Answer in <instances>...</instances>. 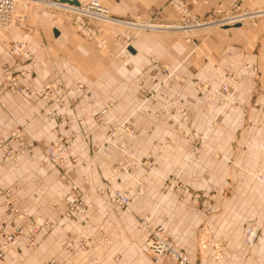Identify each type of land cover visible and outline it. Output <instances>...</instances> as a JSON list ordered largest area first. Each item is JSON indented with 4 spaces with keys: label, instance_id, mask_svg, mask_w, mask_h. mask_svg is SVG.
I'll list each match as a JSON object with an SVG mask.
<instances>
[{
    "label": "crops",
    "instance_id": "1",
    "mask_svg": "<svg viewBox=\"0 0 264 264\" xmlns=\"http://www.w3.org/2000/svg\"><path fill=\"white\" fill-rule=\"evenodd\" d=\"M99 1L117 20L95 22L104 47L79 34L60 8H33L24 24L0 27V87L16 75L28 88L26 93L5 92L0 105L2 136L24 128L23 136L9 142L18 150L17 163L0 152V189L17 187L13 196L19 208L28 217L41 216L55 225L42 226L30 255L12 246L0 264L54 258L61 264L91 259L98 264H153L139 222L142 216L165 228L187 252L189 264H264V183L249 173H264V18L256 26L184 30L177 27L182 17L169 0ZM184 2L200 19L227 7L226 0ZM241 2L250 9L264 8V0ZM23 6L18 3V15ZM22 38L28 48L18 61L10 48ZM127 44L135 51L127 46L129 52H123ZM161 64L172 75L157 85L155 79L166 78ZM225 71L237 78L232 106L222 113L217 105L204 112L206 95L197 84L215 86ZM55 79L67 88L65 103L46 107L39 90ZM176 121L205 134L198 154L191 156L188 141L174 132ZM116 124H127L129 131L110 136ZM73 133L62 166L44 164V150ZM146 161L154 162V170ZM62 174L80 187L85 215H65L70 187ZM173 176L197 190L220 193L230 185L232 191L213 198L220 211L209 218L188 199L163 193L165 179ZM142 177L147 178L144 191L125 208L101 193L106 184L135 189ZM15 218L0 214L5 222ZM251 222L262 225L253 245L244 239ZM201 225L206 226L207 241L202 249L197 243ZM79 232L88 236V246L78 242L68 249L66 244Z\"/></svg>",
    "mask_w": 264,
    "mask_h": 264
},
{
    "label": "built area",
    "instance_id": "2",
    "mask_svg": "<svg viewBox=\"0 0 264 264\" xmlns=\"http://www.w3.org/2000/svg\"><path fill=\"white\" fill-rule=\"evenodd\" d=\"M20 1H24L26 6L34 4L32 0H0V27L4 29H11L19 24L22 20L18 17L17 5ZM44 5L54 6L58 4L57 0H44ZM169 3L181 14L182 23L177 26L184 30L200 28V27H223L225 25L234 23H247L251 25H257L258 20L264 18V8L262 9H250L244 6L241 0H227V7L223 9L218 7L212 10L208 16L204 19L197 18L193 16L184 2V0H169ZM57 7V6H54ZM108 10L100 4L97 0H92L90 4L84 5L81 12H75L77 16V24L82 29V32L89 36L90 38L97 37V30L94 29L93 23L96 21H113V19L107 13ZM86 17L85 19H80V17ZM27 48L26 42H13L11 44V52L15 57H21ZM163 72L166 74L167 78L172 74L169 66L166 64H161ZM11 89L25 90L26 88L21 86L18 81V77L14 76L10 85ZM7 88V87H6ZM56 90L57 97L61 103L64 102L66 89L63 85L54 86L52 84H45L43 91V98H52L54 94L51 91ZM229 88L226 85H222L220 88V93L223 95L225 104L228 101H232L233 95L228 93ZM67 141L57 144L49 148L44 154L47 163H58L62 158L66 156V145ZM9 154L11 150L7 151ZM72 191L67 204V216L70 214L84 215L87 211L86 204L83 200V195L80 188L76 184H72ZM108 190L110 187L107 188ZM111 194L115 202L122 206L127 207L131 201V196L116 190H112ZM11 191L5 193L6 202L3 205L6 211L9 213H18L19 210L14 208L15 203L12 200ZM14 205V207H13ZM27 214L19 213V218L25 219ZM28 222V223H27ZM27 223V224H26ZM42 224V219L39 216H30L27 221L20 225L18 223H6L0 222V259H2L8 249L10 243L14 241H20L25 246L31 248L36 241L37 233L40 231ZM144 235L146 236L145 243L147 251L150 254L153 262L155 264H161L162 259L166 258L168 260L164 264H189V256L186 252L176 246L165 233L163 226L154 225L149 220H142ZM16 232H19L17 235ZM259 229L257 227L252 228L247 234V240L249 242H255L259 237ZM21 238L22 240H19ZM170 262V263H169ZM46 264H59L56 260H53Z\"/></svg>",
    "mask_w": 264,
    "mask_h": 264
},
{
    "label": "rangeland",
    "instance_id": "3",
    "mask_svg": "<svg viewBox=\"0 0 264 264\" xmlns=\"http://www.w3.org/2000/svg\"><path fill=\"white\" fill-rule=\"evenodd\" d=\"M58 1V4L54 5V6H57V7H54V6H46L44 4H41V5H36V3L34 4H31L29 6H25V4L20 1L21 3H23V8L21 9L18 17L20 18L22 12L26 9L29 14H30V17L32 15V12H33V8L35 9H43V8H60L63 10V12L67 15H69V17L71 18V24L74 26V28L77 30V32L79 34H81L84 38L88 39V40H94L97 42V45L98 46H101V47H104L105 44L102 42L101 39H99V33H98V30L95 26V23H93V27L94 29L97 30V37L96 38H90L89 36H87L86 34H84L82 32V29L78 26L77 24V16L74 14L75 12H81L82 8L84 7V5H87V4H79V5H73V4H70L68 2H65V1H62V0H57ZM99 1V0H97ZM92 2V0H91ZM90 2V3H91ZM100 2V1H99ZM88 3V4H90ZM100 4L102 5V3L100 2ZM226 4H227V0H226ZM66 10H70L72 11V13H67L65 12ZM108 13V12H107ZM29 17V18H30ZM80 19H85L87 20L88 18H86L85 16L84 17H80ZM113 19V18H112ZM98 22V21H96ZM100 22V21H99ZM104 23H107V22H117L116 19H113V21H103ZM245 23V22H243ZM17 28V26H15ZM219 27V26H218ZM141 28V27H140ZM150 28V27H149ZM220 28V27H219ZM140 30V29H139ZM18 41V40H17ZM130 44H127L125 45V48L123 50V52H129V47L128 46ZM127 46H128V50H127ZM28 48V47H27ZM26 48V49H27ZM10 52H11V48H10ZM27 52V50H26ZM25 52V54H26ZM24 54V55H25ZM11 55L18 61L21 60L22 57L20 58H17L15 57L12 53ZM7 67V66H6ZM20 74V73H19ZM220 76H221V79L220 81L218 82V84H216L215 86H211L210 84L208 83H204V84H197L196 86V89L198 91L201 92V94H205L206 95V101L204 103V112H211L213 110V108L215 107V105L218 106V113H222L226 110H228L232 104H233V99L231 101H228L227 104H225L224 102V98H223V95L220 93V88L222 85H226L228 86L229 88V95L230 94H234V90L232 89L233 85L237 83V78L235 75L229 73V72H220L219 73ZM172 75V74H171ZM171 75L168 77V79L171 77ZM16 76V75H14ZM13 76V77H14ZM21 76V75H20ZM12 77V78H13ZM20 77H18V81L20 80L19 79ZM12 79L8 82V84L6 85L7 88H9L8 86L10 85ZM167 80H157L155 79L153 82H156L157 85L158 84H162L163 82H165ZM20 82V81H19ZM49 84H52L54 86H59L60 85H63L62 83L58 82L57 79L55 80H52V81H49L48 82ZM46 83V84H48ZM21 85V84H20ZM23 87H25L26 89L25 90H20V89H5V86H1L0 87V99H1V103L0 105L3 104L4 102V93L5 92H18V93H26L28 92V88L27 86H24V85H21ZM64 86V85H63ZM65 87V86H64ZM157 88H159L157 86ZM156 88V90H157ZM43 87H41V89L39 90V97L41 98V100L44 101L46 107L48 106H51V105H58V106H61L65 103V99H66V95H67V88L65 87L66 89V94H65V99H64V102L61 103V101L59 99V97H57V92L56 90H53L51 91L52 94H54L52 96V98H43V91H42ZM155 92V91H154ZM151 93L147 96V98H153L155 96V94ZM120 129H123L125 131H129V128L127 126V124H116L115 126L112 127L111 131H110V136L114 135L118 130ZM23 131H24V128H16L15 130L11 131V133L9 134L8 137H4L2 136V134H0V152L3 153L6 157H8L10 160H12L13 162L17 163L18 161V150H14L11 146H10V141H12L13 139H16V138H19L21 136H23ZM174 132L178 135H181L183 136L189 143L190 145V155L191 156H194L196 154L199 153L200 149L203 148V146H205V134L204 133H201L199 132L198 130L192 128L190 125H186L184 124V122H178L176 121V123L174 124ZM76 137V134H71L69 136H65L59 140H57L56 142H53L51 143L45 150H44V153H43V156H42V162L44 164H52V165H59V166H62V162L65 160L66 156L68 155V149H69V146L72 142V140ZM67 141V145H66V156L64 158H62L58 163H47L46 160H45V157H44V154L46 153V151L51 148L52 146H56L57 144H60V143H63ZM171 142V139L167 140L165 143L162 144V148L166 147L169 143ZM35 143L30 140L28 142V146L32 147L34 146ZM121 147H123V144L120 145ZM11 150L10 154L7 152ZM145 164L149 167L150 170H154V162H145ZM251 175L255 176L257 178V180H259L260 182L264 183V173L262 170H259L257 172H249ZM62 178L63 180L69 185V189H70V192H69V195L65 198V206H66V213L65 215H69L67 214V204H66V201L68 200V197L70 196L71 194V187H72V184L74 182H72L71 180H69V178L66 176V174H62ZM75 184V183H74ZM146 184H147V178L146 177H142L138 180V186L135 188V189H126V190H123V189H119L121 192L123 193H126L128 195L131 196V201L129 202V204L127 206H129L131 204V202L133 200H135L145 189L146 187ZM77 185V184H76ZM78 186V185H77ZM79 187V186H78ZM110 187V189L108 190L107 188ZM80 188V187H79ZM17 187H10V188H3V189H0V198H3L1 199L0 201V214H6V215H14L16 218L15 220L13 221V223H18L20 225L24 224L26 221H27V217L28 215L26 216L25 219H22L19 218V213L21 214L22 213H25L23 212L18 204H17V200L14 198L13 196V193H14V190H16ZM116 188L114 186H112L111 184H106L105 187L101 190V193L102 194H108V195H111V191L112 190H115ZM81 190V189H80ZM7 191H11L12 193V200L14 201L15 203V207L13 205L14 208L18 209L19 212L18 213H9L6 211V208L3 207V205L5 204L6 202V197H5V193ZM163 193L164 194H167V193H174L178 196H180L181 198H185V199H188L189 202L191 203V205L199 208L200 210H202L204 212V214H207V216L210 218V216H212L213 213L217 212V211H220V205H215L214 202H213V198L215 197H218V196H223V197H226L227 195H229L232 191V187L230 185H228L227 187H225L222 192L218 193L216 191H210V192H206V191H203V190H197V189H194L192 187H190L189 185L183 183L179 176H173V177H169V178H166L165 179V182H164V185H163V189H162ZM82 192V191H81ZM83 195V193H82ZM113 197V196H112ZM83 200L85 202V198H84V195H83ZM86 204V202H85ZM120 206V205H119ZM86 207H87V204H86ZM125 208V207H123ZM87 211H88V208H87ZM86 211V213H87ZM85 213V214H86ZM27 214V213H25ZM84 214V215H85ZM75 214H70V216H74ZM70 216H68L70 218ZM41 217V216H39ZM42 224H41V228H40V231L42 229V226L43 225H47L48 227H54L55 225L52 224L51 222L49 221H46L44 220L42 217ZM142 220H149L152 224L154 225H160V224H156L155 222L152 221L151 217L150 216H142L140 219H139V222H140V225H141V230H142V234H143V237H144V242H145V239H146V236L144 235V230H143V225H142ZM20 221L22 223H20ZM0 222H5V221H2L0 219ZM6 223H11V222H6ZM28 223V222H27ZM26 223V224H27ZM162 226V225H160ZM206 226L205 225H201L200 226V230L198 229V240H197V243H198V248L202 249L206 246V242L205 241V231H206ZM254 227H257L259 229V238L255 241V242H249L247 240V234L249 233V231L254 228ZM165 229V228H164ZM261 229H262V225H260L259 223L257 222H251L249 224L246 225L245 227V234H244V239H245V242L249 245H253L255 244L261 237ZM39 231V232H40ZM39 232L37 233V236L39 234ZM210 231H208V236H210ZM166 233V236L176 245L178 246L179 248L183 249L178 243L175 242V240L165 231ZM16 234L18 235L19 232H16ZM201 234H203L204 236H201ZM37 236H36V241H35V244L29 248V246H25L24 243H18L20 241H14L12 243L9 244L8 246V249H7V252L9 250L10 247L12 246H15L21 253L25 254L26 256L27 255H30L32 253V251L34 250V248L36 247L37 245ZM1 235H0V241H1ZM19 240H22L21 238H19ZM80 243L82 246L84 247H87L88 244H89V239H88V236L84 233V232H79L78 235L75 236V238L73 240H70L66 246L68 249H73L74 248V245L75 243ZM145 246H146V243H145ZM184 250V249H183ZM185 251V250H184ZM7 252L5 254V256L7 255ZM146 252L148 254V256L151 258L150 254L148 253L147 251V247H146ZM186 252V251H185ZM220 250L218 249L217 251V255H216V258H219L220 257ZM187 254V252H186ZM5 256L0 259V260H3L5 258ZM189 256V255H188ZM53 260H56L59 264H61L57 259H51L47 262H40L38 264H46V263H49ZM152 260V258H151ZM168 260H162V263L161 264H164L165 262H167ZM153 262V260H152ZM170 263V262H169ZM86 264H98V260H94V259H91L89 261L86 262ZM153 264H155L153 262ZM173 264V263H171Z\"/></svg>",
    "mask_w": 264,
    "mask_h": 264
},
{
    "label": "bare ground",
    "instance_id": "4",
    "mask_svg": "<svg viewBox=\"0 0 264 264\" xmlns=\"http://www.w3.org/2000/svg\"><path fill=\"white\" fill-rule=\"evenodd\" d=\"M33 2H35L36 3V5H41L42 3H44L43 1L44 0H32ZM24 4H25V2L24 1H22ZM26 6V5H25ZM29 17H30V14H29V12L25 9L23 12H22V14H21V16H20V19L22 20L21 22H19V24L17 25V27L18 26H20L22 23L24 24L25 23V21H27V19H29ZM26 33V32H25ZM22 41H24V42H26V44H27V47H28V41H26V40H24L23 38H22V40H18V41H16V42H22ZM27 50V49H26ZM26 50H25V52H26ZM25 52H24V54H25ZM12 53V52H11ZM13 54V53H12ZM23 54V55H24ZM14 55V54H13ZM22 55V56H23ZM21 56V57H22ZM17 58H20V57H17ZM20 84V83H19ZM42 87H44V85L42 86ZM5 89H11V88H6V86H5ZM1 96V95H0ZM0 103H1V99H0ZM116 191H120L119 189H115ZM121 192V191H120ZM122 207V206H121Z\"/></svg>",
    "mask_w": 264,
    "mask_h": 264
},
{
    "label": "water",
    "instance_id": "5",
    "mask_svg": "<svg viewBox=\"0 0 264 264\" xmlns=\"http://www.w3.org/2000/svg\"><path fill=\"white\" fill-rule=\"evenodd\" d=\"M62 1L69 2V3L75 4V5H79L80 4L78 0H62ZM54 32L57 35L58 31L54 30ZM129 50L132 51V52L135 51L132 47H129Z\"/></svg>",
    "mask_w": 264,
    "mask_h": 264
}]
</instances>
